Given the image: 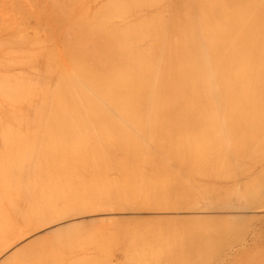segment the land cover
<instances>
[{"label":"rangeland","instance_id":"rangeland-1","mask_svg":"<svg viewBox=\"0 0 264 264\" xmlns=\"http://www.w3.org/2000/svg\"><path fill=\"white\" fill-rule=\"evenodd\" d=\"M92 1L93 0H75V1L74 0H70V1L69 0L67 1L66 0H0V172L2 171L1 173H4L3 176L0 173L1 174L0 176H2V178H0V187L1 185L3 186L6 185L5 189H3L4 188L3 186L1 187L2 190L0 189L2 191V192L0 191L1 192L0 193V196H1L0 198V220H1L0 222V264H264V113H262L264 112L263 111L264 110L263 109L264 108L263 107L264 98L263 99L260 98L259 103H257L260 105V102L262 101L263 103L262 111L260 112L259 110L261 107L260 108L256 107L259 109L257 110L254 109L255 111H253V114L256 111H258L256 112L258 113L257 116L260 115L258 118L256 117V115H254L256 117V118L254 117L255 119L253 118V116L250 115L251 111L249 112V110L248 111L246 110L247 112L245 111V114H244L245 118L243 117V115L239 116V114H241L239 113V111L238 112L236 111L237 113H235L234 112L235 110H233L234 114H232L233 112L230 111L231 110L230 107L228 109L229 112L227 111V114H226V112L223 111V109L225 110L224 107H226L227 105L226 106L222 105L223 102L220 101L222 99H217V97L216 99L214 98L213 105L211 103L212 100H208L209 103H211L209 104L210 107L214 106V104L217 103V105L215 104L214 107H211V112L208 111L210 110L209 109L210 107L207 108L208 106L207 100H202L204 104H205V101L207 103V106L206 104L205 105L202 104V107L204 105L207 109H204L205 111H199L195 109V111L197 112V115H196V112H193V115H192L191 113L192 111L187 112V113L184 112L186 114L189 113V115H185V114L183 115L182 113H181L182 115H180V113L176 114L173 112L172 113L167 112L164 115L163 114L160 115V114H150L149 112L148 113L149 116H146L148 115L147 114L148 111H146L145 114H143V112L140 114L138 112H137L138 114L135 112V115L133 114L134 116L125 115L124 117L123 115L120 116L119 114H116L113 111H110L108 114L107 113H103L102 115L99 114L98 115L99 117H97V115L85 114L84 118H87L85 122L89 121L90 123L89 125H91L88 127L86 123L87 128L84 126L87 129L86 130L84 128L86 130L85 136L90 137L89 134L91 131V134L94 137H96L95 135L99 137L100 135L99 132H101L102 135H104L103 133L106 134L108 132L109 137H110V133L112 131L114 134L111 133L113 135H111L112 138L110 139L114 140L115 136L116 137L119 136L118 138L115 137V139L121 140L124 137V140L128 141L125 143V141L122 140L124 144H127L128 146L130 144L129 147L128 146H124V147L126 149L135 150V152H137V155L124 156V152L121 149L116 148V150L113 149V155L111 154L112 156L110 155L105 156L103 153H100L99 149H98L99 153L96 154L97 152L95 151L99 147L97 145L96 146L91 145L87 147L89 153L87 151L83 152L84 150H87L86 147H83L85 148L82 151V153H85V154H82L83 158L81 157V153H80L81 152L80 150L82 148L78 150L80 151L79 156L82 159L80 157H77L76 160H72L70 158L72 156L74 157L76 155L78 156V154L76 155L73 154L69 156V154H72V153H68L69 150L71 151V149H69V146H71L70 143L74 142L75 140L77 142H80L78 139L79 136H83L84 139L86 140L85 136L81 135L83 134V131H85L82 128L83 126L79 125L81 129L78 126H76L81 131L77 129L76 127L70 128V126L73 125L74 117H71L73 113L69 114V110H67L69 109L68 107L69 105L65 101V94L63 93L64 89L62 88V84L65 83L66 82L65 79L68 78V77H64V73L66 72L65 70L66 69L68 70L69 66L72 64V61H71L70 65L67 68V65L71 59L69 56L70 54L69 53L70 52L69 51V48H70L69 41L71 40L73 36L72 34L73 32L71 33L72 31L71 29H74V28H70L69 26L71 25L70 20H75L76 19L75 17L78 16L77 20H75V21H78L79 18L82 19L81 13L84 12L82 14L84 15L87 12L86 15L90 13L89 14L90 17H88L89 15L86 17H88L90 20L92 19L93 21L94 18H96L95 16L96 15L98 16V14L102 12L103 7L105 6L107 7V4L111 5L112 4L111 2H113V0H110V1L109 0H103V1L94 0L93 2ZM99 1H101V3ZM117 1H114V2L117 3ZM119 1L121 3L126 2L127 5L129 4L127 6L126 3L125 5L121 4L120 2L117 3V5L120 4L119 8L122 5L120 10L122 9L127 10L125 12H129V15L127 14L128 15L127 16L124 11L123 13L122 11H120V13L118 12L120 14L119 16H118V13H116L118 18H113L116 16L113 13L112 14L113 17L109 18L108 21L110 22L111 21L110 19H113V22L114 21L115 22L114 23L112 22V23L116 25V28L121 25L120 26V28L122 27L121 30L125 28L123 24L121 23L125 24L126 21H129V23L127 22L128 24H125L126 26V25H129L131 21V24H130L131 26L129 25L127 26L128 28L127 27L126 28L128 30H131L132 27H133L132 30L135 28V30H133L134 31L133 33L134 34L137 33V36L139 35L138 36L139 39L136 40L135 38L136 42L138 41L140 42V47L141 45L142 46L145 44L148 45L149 46L148 49H150V45L152 44H150L151 41L150 43L149 42L147 43V41H149L150 37L152 36L154 37V35H157V34L159 35L160 33V32H155V30L157 31L156 27L158 26V23L159 25L161 24L163 25V26L161 25V28L163 27L162 29L159 26L160 30L158 29V31L162 30L161 33L162 34L165 33L162 39L166 38V40L165 41L162 40L161 42L162 44H160V45H164L163 42H167L169 38L167 36L171 37L176 32V30H173V29L172 30L174 33L172 32V30L170 31V27H169V26H173L175 23L174 21L175 18H173L174 16L178 14L177 17L179 16L181 19L184 18L182 20L186 22L189 20V17H190L191 21L189 20V22H191V25L193 26V23H194L195 26L196 25L198 26L200 23L196 24V22H199L197 21L196 18L199 19L200 17L199 12L202 11V9L204 8L202 6H201L202 8L197 6V8L199 9L197 8H195L196 10L193 9V7H196L197 5L194 2V0H187V2L184 3L186 4L187 7L185 8L184 7L185 5L182 4L178 9L173 7L171 0H168V1L167 0H164V1L156 0L157 2H159L158 4L153 3V0H148V3H150L149 5H151V3L153 4L151 5L152 7L148 5L147 0H142V1L139 0V2L141 1L140 5L137 0H126V1L119 0ZM143 1L146 3V4L144 3L145 5H142ZM166 2H167L168 7L166 6ZM160 3H162V5ZM257 3H258V0H257ZM131 4L133 5L131 6V8L133 7L134 11L130 10ZM50 5H53V6H50ZM55 5L56 7H54ZM97 5H100V7L101 6L102 7L100 8ZM117 5H115V7H117ZM146 5L149 6V9L146 8L147 7ZM257 5H259L258 7H260L259 3ZM257 5H255V7ZM49 7L52 12L50 11ZM60 7L62 9H60ZM106 7L104 9H106ZM205 7L210 8L208 4H206ZM255 7H254V4H253V7L251 5V9H252L251 11H254L253 8L255 9ZM209 8L208 9L206 8L207 11L212 10ZM158 9L159 10L161 9L160 10L161 13H159ZM181 9H183L182 10L183 13ZM187 10L189 11L188 13L190 14V16L188 15ZM203 11L205 10L203 9ZM221 11L227 13V11L223 9ZM156 12H158L159 15ZM195 12H197L196 13V15L198 14L197 16L195 15ZM213 12H214L213 14L216 15L215 11ZM91 13H92V16H93V13L94 14L97 13V14L93 16L94 18H92ZM131 13L133 17L130 16ZM133 13L136 14V16ZM152 13L154 14L156 13L155 15L157 16H154V14L151 15ZM167 13L169 14V16ZM173 13L176 15H174ZM61 14L65 15L67 18L65 19V17ZM78 14L80 15V17ZM139 14L140 15L145 14L143 15V17L145 16V18H142V16H140ZM160 14L162 15V17L160 16ZM181 14H184V15H181ZM185 14H187V16ZM221 14L224 17V14L223 13ZM252 14L254 16V13ZM50 15H52L51 19H50ZM121 15H122V18H121ZM170 15L171 16L173 15L172 16L173 20L171 19ZM249 15H251V12L249 13ZM262 16L261 18H258V19L263 18L261 20L263 21V23L257 18H255L256 23L254 22L253 19L251 21H248V24H251V26L253 25V30L251 29L252 27L250 26L251 27L250 30L252 33L251 35L254 36L255 33H257L258 30L256 29L257 27L260 26V24H263L261 26L264 27V16L263 17ZM138 17H140V19ZM150 17L154 18L155 22H154V19L152 18L150 19ZM158 17L159 19L160 18L162 19L161 22L159 21ZM225 17H227V14ZM250 17L254 18L252 16ZM168 18L174 21V23L171 21L173 25H170L172 23L170 22V19ZM122 19L123 21L124 20L126 21L123 22ZM136 19L137 20L139 19L138 21L140 23L141 21H143L141 23L142 25L136 24L137 22ZM66 20L69 23L66 22ZM118 20L120 22H117ZM182 20L178 21L179 24H182ZM109 22L107 23L109 24L108 26L110 27L113 24L110 22L112 24L110 25ZM189 22H187V24L190 25ZM107 23H106V26H107ZM132 23L136 24L134 26L139 25L137 27H139L140 29L137 30L136 29L137 27L132 26L133 25ZM155 23H157L156 26H155ZM183 23L185 24V22ZM165 24H166V27L164 29ZM115 25L113 26L115 27ZM140 25L143 29L140 27ZM241 26H242V23L240 24V27L239 26L238 27L241 29L242 28L244 29V26L246 25H244L243 27ZM67 27L69 28V30ZM198 27L200 28V25ZM198 27L196 28V30L199 29ZM146 28L148 31L146 30ZM229 28L230 27H228V29ZM239 28H235V30L237 29L239 31ZM128 30L125 29L124 30L125 33L123 32L121 35L122 36L125 35ZM142 30L144 32H142ZM237 30L234 33L238 32ZM117 31H119L118 33L120 35L121 31L120 30H117ZM168 31L172 32L170 33L171 35L170 34L167 35ZM261 31L264 32L263 30ZM140 32L142 34H140ZM151 32H154L153 35L150 34ZM177 32L175 33V36ZM207 32L209 33L210 30ZM211 32L214 33L213 31ZM262 32L260 33L262 34ZM130 33L131 35H133L132 31ZM130 33L128 31L126 35ZM143 33H145L147 36L149 34V37H147ZM187 33L189 32L187 31L185 33L187 36L186 38L188 37L190 38V35L189 34L187 35ZM229 33L232 34L230 31ZM260 33L258 32V34L256 35H260ZM199 34H201L200 30H199ZM241 34H244V33H241ZM248 34L250 33H247V35ZM140 35L141 36L143 35L144 38L141 37ZM175 36L174 37L172 36L173 41L175 40ZM132 37H134V35ZM247 37L248 36H245V39ZM141 39H143L142 42H141ZM133 40H130V41H133ZM152 40H154V38ZM173 41L170 40L169 42H173ZM134 42L133 43L131 42V43L134 44ZM138 43H135V45L139 46ZM88 46L89 48L91 47V45H88ZM148 46H145L146 48L145 47H142V48L147 49ZM59 47L62 49H60ZM133 48L136 49L135 46ZM230 48L233 49L232 47ZM56 49H58L59 51ZM236 49L240 50L239 47ZM137 51L139 50L137 49L136 52ZM58 52H60L61 54L62 53L64 54L61 55ZM157 53L160 54L161 51L160 53L159 51L156 52V57H158ZM50 54H51V57H50ZM66 54H68V57ZM52 55H54L55 57H53ZM66 57L68 59L70 58L68 63L65 60L67 59ZM161 57H158V59H160ZM49 60L50 62H48ZM52 62L55 63V65L57 63L58 68H59L58 66L59 63L61 66L63 63L62 69L59 68L60 70H62V71L59 70L60 75L62 74L61 76H59L58 68L55 69L54 67H52V66H55V65H52ZM236 64H233L234 66L233 65L230 66V69H228V71H231V72H229V74H232V71H234L233 69H235L236 67H239L238 66L239 64L238 65ZM156 65H157V62H156ZM48 67H51V68L49 69ZM260 67L261 66H259L258 68L261 69L262 67L261 68ZM254 68L255 66L253 67V69L251 68L252 71H250V73L252 72L253 74V71L256 70ZM51 69L53 70L52 73L50 71ZM70 69L71 68H69V72H68L69 75L71 73ZM236 69L235 71H238V69L240 70V68H236ZM210 70L213 71L214 69L213 70L209 69L208 72H211ZM56 71H57V74L55 73ZM65 74H66L65 76H69L67 72ZM246 74H249V73L247 72ZM251 76L252 75H248L247 76L248 78L246 77V81H247V82L245 81L246 83L237 82L236 84L239 87L235 84V86L237 87V89L236 88L235 89L238 90V88L242 87L244 84H246L245 86L246 88L248 87L250 89L251 87V91H252V88L254 87V86L252 87L251 84H254V85L257 84L255 88L257 87L259 89L258 86H261L263 89L264 82L261 83L259 80V82L257 83L255 82L256 83L255 84L252 82V79L254 78V76H252V79H249L251 78ZM56 80L58 82H56L55 85L57 83L58 84L54 86V82ZM261 80L264 81V79H261ZM248 82H250V84ZM210 83L212 84L211 81ZM258 83L259 84L261 83V85H258ZM31 84L32 86H30ZM41 85H42V91H40ZM58 85H60L59 89L56 88L55 90V87H58ZM212 85H209L210 88L213 87L215 90L216 85L214 86ZM231 85L234 86V84H230V86ZM232 86H231V89H232ZM261 87L259 91L263 92L264 89L262 90ZM39 88L40 90H38ZM57 89H58V92H60L62 95V99L60 100L61 102L59 101V97L61 95L58 97L55 96L56 98L55 97L53 98L52 96L57 93ZM243 89H241L240 92L238 91L239 92V94H237L238 96L242 94L241 92L244 91ZM33 92H35L37 96H35ZM32 93L34 94V96ZM248 93H249L248 97H250L249 96L251 93L250 90ZM42 94H44V96ZM259 94H262V93H258V95ZM242 96H239V97H242ZM42 97H44L43 100L46 98L47 99L44 101L43 100L41 101V99L39 98H42ZM251 97H253V95ZM258 97L259 96L256 97V102L258 101L257 100ZM262 97H264V94ZM227 98L228 97H226L225 99ZM242 98H241V103L244 101L242 100ZM55 99L57 103H60V105H62L61 103H63L62 106H65L64 108H66V110L63 107L59 108L58 110H64V112L67 111L65 115L69 114L71 116H65L63 111L61 112L57 111V113H60V114L58 117H55L54 115H58V114H56V111H54V109L52 111L50 109V114H49L48 108H52L51 105L53 104ZM237 99L236 101L234 99H230V101H227V102H229L232 106L231 100H233L232 102L239 103L237 102ZM249 99L247 98V100ZM38 100H40V102L42 103V104L40 103L41 107L39 106V103H37ZM33 101L35 102L36 105L33 104L34 103ZM57 103L54 106L59 107L60 105L58 106ZM201 103L199 102L200 106H201ZM229 103L228 105L230 106ZM37 104H38V107H40L41 111L43 107H45V111L43 110L44 112L42 111L41 113L39 112L40 111L39 110L38 111L39 113H37L36 112V110L38 109V107H36ZM237 105L235 104L234 106H237ZM240 105L238 107L242 109ZM46 106H48V108H46ZM213 109L214 110L216 109L215 112H213L214 111ZM45 112H46V115H45ZM52 112L53 114L55 113L53 115L55 119L52 118L51 116ZM198 112L201 115H199ZM34 113H36L37 116L40 115L41 113L42 118H41V115L40 117L39 116L37 117L36 114ZM61 113L63 116H61ZM203 113H205L206 115ZM211 113H213L214 115ZM228 113H231V114H228ZM21 115L23 116L22 118H21ZM26 115L28 117H26ZM75 115H77V117L75 116L77 121L79 119H80V122L85 120L83 118L84 116L83 114H80V115L75 114ZM50 116L53 120L50 118ZM92 116H95V117H92ZM128 116L129 117L131 116L132 118H129ZM135 116L136 118L133 121V118ZM160 116H162L161 117L162 120L165 121L163 124L161 120L160 122L158 120V119H161ZM80 117L83 118V120ZM102 117L104 118L105 121L106 119L107 121L109 120L108 122L106 121L107 123L106 127L109 128L110 125L108 123H110L111 129H105L106 127L103 126L105 125V123L103 122ZM152 117H155L154 120ZM227 117L228 118L230 117V119L227 120L228 119ZM241 117L242 119L244 118V120L246 121L241 120ZM33 118L35 119V121ZM39 118L41 119V121ZM57 118H61L62 120L61 119L57 120ZM137 118L139 122H142V120L144 119L145 121L144 120L143 121L145 122V124L147 122L148 123L150 122V118H152V121L158 120V122L160 123L158 126L161 128V129L158 128V130L160 132L162 131L160 134L163 137V141L164 140L167 141L169 138L170 141H168L169 143L166 142V144L168 143V145H171V146L173 145L172 144L173 142L174 145L178 147L176 143L179 140L181 141V145H182L183 144L182 142H188L189 140L194 139V137L197 140L200 139L199 141L202 140L201 142L205 146V144L206 145L208 144L205 143L204 139H206V141H209V139L212 138L210 142L214 140V144H212L211 146L213 147L216 146L213 148V151L212 149L211 150L209 149L210 152H212L211 155L213 158L209 154L201 153V156L197 157L196 155V158L194 159L195 155L194 156L192 155L193 152H190V151H187V152L184 151L185 153L180 152L181 150L179 149L180 150L179 151L178 148L177 147L175 148V146L173 145V149H174L173 154L179 155L181 159L180 160H175L173 158L169 159L170 157L166 156L167 154L165 155V153H167L165 152L167 151L166 147L161 150L157 148L156 149L153 148L150 142L148 143V141L147 142L145 141L146 137L144 138L143 134L140 135V132H138L139 134H137V130L133 129L132 123L129 124L128 119H130V121H133L134 123H137ZM36 119L37 120L39 119L38 120L39 122H37ZM96 119H97L96 122H98L99 124H101L100 122L104 124L98 126V123L95 122ZM60 120L63 124L60 123ZM92 120L94 121V125H93ZM111 120L113 122L119 121L117 122L118 124L114 122L118 126L117 125L114 126L111 123L112 122ZM239 120H241V122ZM22 121H23V124H22ZM50 121L52 125L49 124ZM77 121H74V122L76 123ZM260 121L262 123H260ZM44 122L49 124V126L47 124L45 125ZM70 122H72V124ZM168 122L170 123L168 124ZM257 122L260 124H258ZM119 123L122 125L124 124L123 125L124 127H121L122 125L119 126ZM171 123L173 124L175 123V125L173 124L171 125L174 129L170 126ZM60 124L62 125L60 126ZM229 124L231 126L233 124L235 128L231 127ZM235 124H237V126H235ZM25 125L26 126L28 125V126L26 127ZM34 125L37 131L33 129ZM68 125L69 127L67 128ZM75 125H78V123ZM112 125L114 129L112 128ZM175 126L177 128H175ZM61 127L62 128L64 127V128L62 129ZM93 127L95 129V132H93L94 131ZM95 127H97V129H99L100 131L99 132L98 130L96 131ZM98 127H101V129H103L104 132H102L101 129ZM239 127L240 128L242 127V128L240 129ZM37 128H40V129H37ZM75 128L79 130L81 134L78 131L74 132L76 130ZM91 128L93 129V131L91 130ZM28 129H30V131ZM61 129L63 131L66 129V131L62 132ZM67 129H69V131ZM123 129L127 132L128 131L130 132V130L133 129L131 133H134V134L132 135L130 133L132 136L129 137L130 134L128 135L127 132H123ZM231 129L232 131L230 132L229 130ZM158 130L156 132H158ZM43 131L44 133L46 132L47 133L44 135ZM58 131H60V133ZM48 132H51V133H48ZM34 133H35V136H34ZM76 133L77 134L79 133L80 135L78 134L74 138V135ZM108 133L106 134L107 136H108ZM48 134L52 135L51 138ZM64 134L66 135L74 134V135H70L71 137L69 135H67L68 137L67 136L64 137L63 136ZM43 135L46 137H44ZM54 135L55 137L58 136L57 138H59V140L56 138V141H55ZM60 135H62L64 139L61 138ZM134 135L136 138L134 137ZM127 136L128 138H126ZM213 136H215L216 138L214 137L215 139H213ZM83 137H80L81 141L83 140ZM138 137H140V140ZM43 138H44V142H45V139L48 142L45 144H49L50 146L51 144H54L56 146V143H59L58 146L61 145L60 150L63 149L65 151L66 149L67 151H65L64 154L62 155L63 151L60 153V151L57 150L58 154L55 155L56 151L55 153L54 151L46 152V151H43L42 149L39 151L38 150L39 148H38L36 149L37 150L36 154H34L35 152L33 153L34 150H32V153H33L32 154L30 148L35 149V147L37 148L39 144L44 143L42 142ZM65 138L67 140H65ZM68 138L71 140H69ZM131 138L133 140H130ZM220 138H222L221 141H220ZM27 139L29 140L27 141ZM49 139L51 140V144L49 143ZM72 139L74 141H72ZM60 141L62 142L61 144H60ZM64 141L65 142L67 141L65 146H64ZM141 141L142 142L145 141V142L142 143ZM180 141L178 143H180ZM219 141L220 143L221 142L222 143L220 144ZM229 141L231 145L238 141L239 142L241 141L242 143L239 144L238 142L237 149L234 148L236 146L235 144L233 148L236 149V151L232 152L231 150L233 148L230 147ZM36 142H39V143H36ZM246 142H247V145H245ZM145 143L149 144V146L145 145ZM124 144L122 143V146ZM133 144H135V146H132ZM88 145H89V142H88ZM42 146L48 147V145H44V144L40 145V147ZM50 146H49V150H51ZM146 146L151 148L150 151L153 150V152H155L153 157H150L148 154H146L147 153ZM21 147L23 148L22 149L23 153H20ZM206 148L205 150L207 152L208 148L207 149ZM27 149L28 151L26 152ZM72 149H75V148L72 147ZM76 150L74 151L78 153V151ZM40 152L43 154L42 155L40 154L39 156H37ZM26 153L28 154L26 155ZM21 154L23 155L24 158L21 156ZM15 155L20 158L18 157L16 158ZM164 155L165 157L162 159ZM26 156L27 157L30 156L27 158L28 159L27 161L25 160ZM32 156H33V159L31 158ZM102 156L104 158H102ZM115 156L119 157L120 161ZM38 157L40 159V163L42 166H43L42 160L44 159V163L46 165V169H45L46 172H44L45 174L41 173L44 171V169L43 171L40 170L41 171L40 173L38 170H37L38 173L35 170L36 175L34 174L32 175V172L34 170L32 171L30 169H32L33 164L37 162L36 158ZM166 157H169V158H166ZM15 159L16 160L18 159V162ZM24 160L28 163H26ZM14 162L18 166H20L22 163L24 165L23 166L24 169L22 168L21 170L20 168L17 170L16 168H19V167H17L14 164ZM31 162L33 163L32 165H30ZM12 163L14 166H16V168H14V166L11 165ZM24 163H26L27 165ZM7 164L9 167L7 166ZM27 166H28V169H27ZM42 166H41V169L44 167ZM54 166H56L57 169H55L56 167ZM248 166L250 168H248ZM5 167L7 170H9V172L5 169ZM4 169L6 170L7 174L4 172ZM25 169H26V173L23 171ZM19 170L22 171V172L20 171L22 174L25 173L29 175V177L27 175L26 176L23 175L22 177ZM30 173H31V177H30ZM12 174L15 176H13ZM5 175H7L6 178L9 175V179L11 178L10 181L14 183L8 181V178L6 180V183H2L1 180L3 179V177H5ZM16 175H18L17 179H16L17 177ZM41 175L43 176L40 177ZM47 175H49V177ZM57 175L59 177V179H57V186L55 185L56 187L49 194V190H50L49 187H51L54 183H56L55 178ZM33 176H36V177L33 178ZM46 176H47V179H46ZM20 179H22V181ZM48 179H50L51 182L48 181L46 183L45 181H47ZM4 180L5 179H3V181ZM24 181L25 183L28 182V184L26 185ZM36 181L37 183H40V184L38 185ZM9 183H11V185ZM43 183L44 185L48 183L50 184L48 185L49 187L45 185V187H48L49 189L48 192H45V191L39 192L42 189L47 190V188L45 187L42 188ZM32 184L33 186L35 184L36 186V187L34 186L35 189H32L33 186L29 187V185H32ZM103 184L104 186H102ZM22 185H24L25 187H23ZM60 187L61 188L63 187V190L65 189L64 191L66 193L63 192V190ZM102 187H105V189H103ZM59 188L61 192L59 191ZM66 188L70 189L68 190L70 194L67 192ZM94 188L96 189L98 188L99 190L98 189L96 190ZM101 189L102 191L104 190L103 191L104 193L106 192L105 197ZM108 189H110L109 192H108ZM116 190L118 191L116 192ZM129 190H131V192ZM62 192L63 194H61ZM98 192L100 193L102 192V193L100 194ZM32 194L35 197L32 196ZM46 194L47 196L49 195L50 197L49 196L47 197ZM59 194L61 195V197L58 196ZM43 195H45L48 198V202H46L47 199ZM54 195H57L58 197L56 196L54 198ZM39 199H40L41 204L39 203ZM43 201L46 202V204ZM64 202H66L67 206L65 205ZM32 204H35V206L37 205L35 209L33 208L34 206ZM64 207H67V208H64ZM71 208L74 210H72ZM55 211L57 212L55 213ZM28 243L30 245L27 248L26 246L28 245ZM25 244H26L25 246L26 248L22 249V246H24ZM160 244H162L163 246ZM17 248L21 249V251L19 250V252L14 253L17 250ZM129 255H131V257H129Z\"/></svg>","mask_w":264,"mask_h":264},{"label":"bare ground","instance_id":"bare-ground-1","mask_svg":"<svg viewBox=\"0 0 264 264\" xmlns=\"http://www.w3.org/2000/svg\"><path fill=\"white\" fill-rule=\"evenodd\" d=\"M67 1V0H66ZM70 1V0H69ZM75 1V0H74ZM94 1V0H93ZM92 1V2H93ZM103 1V0H102ZM110 1V0H109ZM114 1H117V0H113V2H111L110 4L111 5H108L107 4V7H106V9H104L105 7H103V9H102V12L100 13V14H98V16L96 15V14H94L93 13V16H95L96 18H94L93 16H92V13H91V17L92 18H94V20L92 21V19L90 20L88 17H90V13L88 14V15H86V13L84 14V15H82L83 13H81V16H82V19L81 18H79L80 19V21H79V19H78V21H75V20H77V17H75L74 19L75 20H70V18H69V20H70V24L71 25H69L70 26V28H74V29H71L72 31H71V33L73 34V36H72V38H71V40L69 41L70 43V48H69V56H70V61H69V59L67 58L68 57V54H66L67 55V59H65L66 61H67V63H68V61H69V63H68V65H67V63H66V65H67V68H68V66L70 65V63H71V61H72V66L70 65L69 66V68H71L70 69V75L68 74V72H69V68H68V70L66 69H64L66 72H67V74L69 75V76H65L66 74V72L64 73V77H68V78H64L65 80H66V82L65 83H63L62 84V88L64 89V94H65V101H66V103L69 105H67L68 107H69V109H67V110H69V114L70 113H73L72 114V116L71 115H65V113H67V111H65L64 112V110H58L59 108H64L65 106H62L63 105V103H61L62 105H60V103H57V101H56V99H55V101L53 102V100H52V102H53V106L51 105V107L52 108H48V106H46V108H48V110H49V114H50V109H51V111L54 109V111H56V114H58V115H54L53 114V112H52V114H51V116H52V118H54L53 117V115L55 116V117H58L59 116V114L60 113H57V111L59 112H61V111H63L64 112V115L65 116H71V117H74V121H77L76 120V117H77V115H75V114H83L84 116H83V118L85 117V114H90V115H97V117H99L98 115L100 114V115H102L103 113H109L110 111H113V112H115L116 114H119L120 116L121 115H123V117L125 116V115H135V112L137 113H142L143 112V114H145L146 113V111H148L147 112V114L150 112V114H166L167 112H173V113H180V115H189V113L188 114H186L187 112H190V111H192L191 113H192V115H193V112H196L195 111V109H197V110H199V111H205L204 109H207V108H209L210 106H209V104H211L212 103V105H213V100H214V98L216 99V97H217V99H222V100H220L221 102H223V104L222 105H227L226 107H224L225 108V110L223 109V111H225L226 112V114H227V111H228V109H229V107L231 108V112H233V110H235L234 112L235 113H237L238 111H239V113H241V114H239V116H241V115H243V117L245 116L244 114H245V111L247 110H249V112L251 111V113H250V115L251 116H253V118L255 117L254 115H256V117L258 118L259 116H257V114L258 113H256V112H258V111H256L254 114H253V111H255V110H257V109H259L260 107V112L262 111V106H263V103H262V99L264 98V97H262L263 96V94H264V91L263 92H260L259 90H260V87L261 86H258L259 87V89L256 87L255 88V86H257V82H259V80H260V82L262 83V82H264V81H262L261 79H264L263 77V75H264V32H262L261 30H263L264 31V27L263 26H261V25H263V24H260V26L259 27H257V29L256 30H258L257 31V33H255V35L253 36V35H251L252 33H251V30H250V28L253 30V25L251 26V24H248V21H251L252 19L254 20V22L256 23V19L255 18H261V16L263 15L264 16V0H258V3L260 4V7H258L259 5H257L258 3H257V0H194V2L197 4L196 5V7H193V9H195V8H197V6L198 7H200V8H202V7H204L203 9L205 10V11H203V9H202V11H200L199 12V19L198 18H196L197 19V21H199V22H196V24H199L200 25V28L196 25L195 26V24L193 23V26L191 25V22H189V20H190V14L188 13L189 11L187 10V13H188V17H189V20H188V18H187V22H189L190 23V25L189 24H187V22L186 21H184V20H182V19H184V18H180L179 16V18L177 17V15L176 14H174V15H176V16H174L173 18H175V23H174V21H172L173 20V18H172V16H171V19L170 18H168V19H170V22L172 21L173 23H174V25H173V23L172 24H170V25H173V26H169L170 27V31L173 29V30H176V32L177 31H179V32H177V34H176V36H175V33L173 32V30H172V32L174 33L172 36L174 37L175 36V40L173 41L172 39H173V37L171 38L170 36H167V37H169L168 38V40H167V42H163V44L164 45H160V44H162L161 42H162V40H166V38L164 39H162V37H163V35L165 34L164 32V34H162L161 33V31H158V29L160 30V28H161V25H159V23H158V26L156 27V29H157V31L155 30V28H154V30H155V32H160L159 33V35L157 36V35H154V40H152L153 38L152 37H150V39H149V41H147V40H145V41H147V43L149 42L150 43V41H151V43L150 44H152V45H150V49H148L149 48V46L148 45H141V47H140V42L138 43V42H136V40L137 39H139L138 38V36H137V33H133L134 31L133 30H135V28L132 30V28H131V30H128L127 28V26H129L130 24H131V21H130V24L129 25H126L125 26V24H128L129 23V21H126V20H124L123 21V19H122V21L123 22H125L126 21V23L124 24V23H121V24H123V26L125 27H123L124 29H122L121 30V28H120V26H118L117 28H116V25L115 24H113L114 22H113V19H110L111 21V23L113 24V25H115V27L108 21V19L109 18H112L113 16H112V14L114 13V15H116L115 17H113V18H118V16L120 15L119 13H120V11H122V13H123V11L125 12V11H127V10H120V8H121V6H120V8H119V5H117V3H119L120 1L118 0L117 1V3L116 2H114ZM121 1H126V0H121ZM138 2H139V0H137ZM136 1V2H137ZM142 1V0H141ZM140 1V2H141ZM162 1V0H161ZM164 1V0H163ZM168 1V0H167ZM62 2H64V1H62ZM91 2V3H92ZM100 3H101V1H99ZM135 2V3H136ZM140 2H139V5H140ZM171 2H172V4H173V7H175L176 9H178L182 4H184V3H186L187 2V0H171ZM193 2V1H192ZM60 3V2H59ZM67 3V2H66ZM107 3H109V2H107ZM115 3V4H114ZM121 3V2H120ZM126 3V2H125ZM125 3H121V4H123V5H125ZM134 3V4H135ZM143 4L142 5H145L146 3L143 1L142 2ZM145 3V4H144ZM147 3H148V0H147ZM153 3H159V2H157L156 0H155V2H154V0H153ZM257 3V4H256ZM65 4V3H64ZM90 4V3H89ZM99 4V3H98ZM106 4V3H105ZM132 4H133V2H132ZM130 5V10H133V7L131 8V6H133V5ZM150 3H148V5H149ZM161 5H162V3H160ZM163 4H165V3H163ZM171 4V3H170ZM206 4H208L209 6H210V8L209 7H205V5ZM253 4H254V7H255V5H257L256 7H255V9L253 8V10L254 11H251L252 9H251V5H252V7H253ZM54 5V4H53ZM53 5H50V6H53ZM67 5V4H66ZM65 5V6H66ZM84 5V4H83ZM101 5V4H100ZM100 5H97L98 7H100ZM115 5H117V7H115ZM126 5H127V3H126ZM129 5V4H128ZM127 5V6H128ZM141 5V6H142ZM151 5H153L152 3H151ZM151 5H149V6H151ZM160 5V6H161ZM185 5V6H184ZM183 6L186 8L187 6H186V4H184ZM193 5H195V4H193ZM126 6V7H127ZM135 6V5H134ZM136 6H138V5H136ZM147 6V5H146ZM149 6H147L146 8H148L149 9ZM156 6V5H155ZM165 6V5H164ZM166 6H167V2H166ZM189 6V5H188ZM202 6V7H201ZM54 7H56V5L54 6ZM67 7V6H66ZM80 7V6H79ZM86 7H88V6H86ZM102 7V6H101ZM100 7V8H101ZM152 7V6H151ZM150 7V8H151ZM168 7V6H167ZM52 8V7H51ZM77 8V7H76ZM85 8V7H84ZM123 8V7H122ZM124 8H125V6H124ZM135 8V7H134ZM137 8V7H136ZM145 8V7H144ZM185 8H184V10H185ZM209 8V9H212L213 11H215V13H216V15L215 14H213L214 12L212 11V10H209L210 11V13H209V11H207V9ZM49 9H50V7H49ZM59 9V8H58ZM60 9H62L61 7H60ZM64 9V8H63ZM68 9V8H67ZM70 9V8H69ZM139 9H141V8H139ZM164 9H165V7H164ZM188 9V8H187ZM190 9V8H189ZM197 9H199V8H197ZM223 9V10H225V11H227V13L226 12H223V11H221V10ZM87 10H88V8H87ZM87 10H85V11H87ZM91 10H92V8H91ZM91 10H90V12H91ZM105 10V11H104ZM159 10V9H158ZM161 10V9H160ZM160 10H159V13H161L160 12ZM183 9H181V11H182ZM196 10V9H195ZM194 10V11H195ZM217 10V11H216ZM219 10H220V12H219ZM49 11V10H48ZM50 11H51V9H50ZM72 11V10H71ZM74 11H76V10H74ZM73 11V12H74ZM98 11V10H97ZM128 11H129V9H128ZM134 11V10H133ZM138 11V10H137ZM142 11V10H141ZM141 11H140V13H141ZM157 11V10H156ZM165 11V10H164ZM163 11V12H164ZM177 11V10H176ZM175 11V12H176ZM52 12V11H51ZM92 12H94V11H92ZM119 12V13H118ZM136 12V11H135ZM154 12H155V10H154ZM166 12V11H165ZM186 12V11H185ZM184 12V13H185ZM251 12V15H249V13ZM50 13V12H49ZM56 13H58V12H56ZM61 13H62V11H61ZM75 13V12H74ZM78 13V12H77ZM76 13V14H77ZM116 13H118V16H117V14ZM121 13V14H122ZM156 13H158V12H156ZM155 13V14H156ZM159 13H158V15H159ZM170 13V12H169ZM182 13H183V11H182ZM196 13L197 12H195V15H196ZM221 13H226L227 14V17H225L226 16V14H224V17H223V15L221 14ZM252 13H254V16H253V14ZM125 14L127 15H129V12H125ZM124 14V15H125ZM134 14V13H133ZM154 13H152L151 15H153ZM154 14V16H157V15H155ZM168 14V13H167ZM219 16H218V15ZM61 15H63V14H61ZM68 15V14H67ZM71 15V14H70ZM79 15V14H78ZM123 15V16H124ZM127 15V16H128ZM135 16H136V14H134ZM140 15V14H139ZM143 15H145V14H143ZM143 15H140V16H142V18H145V16L143 17ZM181 15H184V14H181ZM186 16H187V14H185ZM193 15V14H192ZM198 15V14H197ZM196 15V16H197ZM222 15V16H221ZM48 16H49V14H48ZM52 15H50V19L52 18L51 17ZM55 16V15H54ZM64 17H65V19L67 18L65 15H63ZM69 16V15H68ZM74 16V15H73ZM86 16H88V17H86ZM111 16V17H110ZM131 17H133L132 16V13H131V15H130ZM148 16V15H147ZM153 16V17H154ZM160 16L162 17V15L160 14ZM167 16V15H166ZM168 16H169V14H168ZM167 16V17H168ZM214 16V17H213ZM217 16V17H216ZM250 16H252V17H254V18H251ZM262 16V17H263ZM57 17V16H56ZM79 17H80V15H79ZM149 17V16H148ZM147 17V18H148ZM89 20H88V19ZM121 18H122V15H121ZM120 18V19H121ZM128 18H130V17H128ZM137 18V17H136ZM139 19H140V17H138ZM152 17H150V19H151ZM119 19V20H120ZM126 19H127V17H126ZM138 19V20H139ZM152 19H154V18H152ZM158 19H159V17H158ZM263 19V18H262ZM262 19H258V20H262ZM54 20V19H53ZM117 20V19H116ZM117 21V22H120V21ZM130 20V19H129ZM137 20V19H136ZM137 20V22H136V24H141L143 21H141V23L139 22ZM144 20V19H143ZM157 20V19H156ZM180 20H182V24H179V22L178 21H180ZM194 20V19H193ZM55 21V20H54ZM133 21V20H132ZM135 21V20H134ZM150 21V20H149ZM159 21L161 22L162 21V19L160 18L159 19ZM166 21H167V19H166ZM165 21V22H166ZM191 21V20H190ZM259 21V22H260ZM50 22V21H49ZM66 22H68L67 20H66ZM107 22H109L110 23V25H112V26H108L109 24L107 23ZM128 22V23H127ZM139 22V23H138ZM145 22V21H144ZM152 22V21H151ZM154 22H155V19H154ZM177 22H178V24H177ZM183 22H185V24L183 23ZM253 22V23H254ZM262 23H263V21H261ZM260 22V23H261ZM51 23V22H50ZM52 23H53V21H52ZM69 23V22H68ZM67 23V24H68ZM106 23H107V26H106ZM147 23V22H146ZM164 23V22H163ZM181 23V22H180ZM236 23H238V24H236ZM242 23V26L241 27H243L244 25H246V26H244V29L242 28H239L240 27V24ZM133 25L132 26H134V25H136L135 23H132ZM150 24V23H149ZM156 24L157 23H155V26H156ZM234 24V25H233ZM244 24V25H243ZM258 24V23H257ZM256 24V25H257ZM118 25V24H117ZM142 25V24H141ZM141 25H140V27H141ZM144 25V24H143ZM255 25V26H256ZM131 26V25H130ZM137 26H139V25H137ZM137 26H134V27H137ZM145 26H146V24H145ZM149 26V25H148ZM153 26V25H152ZM159 26H160V28H159ZM163 26V25H162ZM232 27L230 30L228 29V27ZM235 26V27H234ZM239 26V27H238ZM251 26V27H250ZM127 27V28H126ZM154 27V26H153ZM165 27H166V24H165V26H164V29H165ZM199 28V29H197L196 30V28ZM234 27V28H233ZM248 27V28H247ZM68 28V27H67ZM113 28V29H112ZM115 28H116V30H115ZM119 28V29H118ZM142 28V27H141ZM148 28V27H147ZM147 28H146V30H147ZM150 28V27H149ZM163 28V27H162ZM161 28V29H162ZM235 28H239V31L238 32H236V33H234L236 30H235ZM128 30L129 31V33L132 31V34L134 35V37H132L133 35H131V33L130 34H128V35H126L127 33H128V31H127V33L125 34V35H121L123 32H124V30ZM137 30L138 29H140L139 27H137L136 28ZM143 29V28H142ZM215 31H214V30ZM216 29H218V30H216ZM241 29V30H240ZM68 30H69V28H68ZM117 30H120L121 32H120V35H119V31H117ZM136 30V31H137ZM154 30H152V31H154ZM168 30H169V28H168ZM199 30H200V33L202 34H199ZM202 30V31H201ZM210 30V32L211 31H213L214 33H208L207 31H209ZM66 31V30H65ZM135 31V32H136ZM148 31V30H147ZM189 32V33H187V35L189 34L190 35V38L188 39V38H186L187 36H186V32ZM229 31L232 33V34H230L229 33ZM233 31V32H232ZM249 31V32H248ZM75 32V33H74ZM142 32H144L143 30H142ZM172 32H169L168 31V34L167 35H169L170 33H172ZM185 32V33H184ZM244 33V34H241V33ZM258 32L260 33V32H262V34L260 33V35H256V34H258ZM125 33V32H124ZM147 33V32H146ZM153 33L154 32H151L150 34L151 35H153ZM179 33V34H178ZM240 33V34H239ZM247 33H250V34H248L247 35ZM67 34V33H66ZM140 34H142L141 32H140ZM143 34H145V33H143ZM146 35V34H145ZM144 35V36H145ZM171 35V34H170ZM201 35V36H200ZM69 36V35H68ZM141 36V35H140ZM147 36V35H146ZM145 36V37H146ZM245 36H248L246 39H245ZM251 36V37H250ZM141 37H143V35L141 36ZM147 37H149V34H148V36ZM146 37V38H147ZM156 37V38H155ZM128 38V39H127ZM135 38H136V40H135ZM144 38V37H143ZM152 38V39H151ZM64 39V38H63ZM66 39V38H65ZM135 40V42H134V40ZM204 41H202V40ZM130 40H133V41H130ZM142 40L143 39H141V42H142ZM173 41V42H169V41ZM254 40V41H253ZM258 40H259V42H258ZM67 41V40H66ZM154 41V42H153ZM203 42V44H202V42ZM134 42V44H132V43ZM135 43H138L139 44V46L138 45H135ZM142 44V43H141ZM144 44V43H143ZM88 45H91V47L89 48V46ZM54 46V45H53ZM56 46V45H55ZM66 46V45H65ZM64 46V47H65ZM135 46V48L136 49H134L133 47ZM145 46H148L147 47V49H145L146 47ZM233 46H235V47H233ZM88 47V48H87ZM140 49H139V48ZM142 47H145V48H142ZM152 47V48H151ZM230 47H232L233 49H231ZM240 48V50L239 49H236V48ZM55 48V47H54ZM60 48V47H59ZM247 48H249V49H247ZM60 49H62V48H60ZM64 49H66V48H64ZM93 49V50H92ZM139 50V51H137L136 52V50ZM231 49V50H230ZM56 50H58V49H56ZM55 50V51H56ZM135 50V51H134ZM59 51V50H58ZM63 51V50H62ZM159 51V53H160V51H161V53L160 54H158V57H161L160 59H158V57H156V52H158ZM154 52H155V54H154ZM58 53H60V52H58ZM64 53H65V51H64ZM64 53H62V54H64ZM55 54H57V53H55ZM61 54V53H60ZM61 54V55H62ZM53 57H55L54 55H52ZM60 56V55H59ZM50 57H51V54H50ZM61 58V57H60ZM52 59V58H51ZM50 59V60H51ZM50 60L48 61V62H50ZM53 60V59H52ZM60 60V59H59ZM54 61V60H53ZM55 62V61H54ZM56 62H57V60H56ZM62 62V61H61ZM156 62H157V65H156ZM65 63V62H64ZM237 63V64H236ZM233 64H236V65H238L239 67H236V68H240V70L238 69V71H235V69H233L234 71H232V74H229V72H231V71H228V69H230V66L231 65H233ZM52 65H55V63H53L52 62ZM51 65V66H52ZM49 66V65H48ZM59 68L60 69H62V66H63V63H62V66L60 65V63H59ZM61 66V67H60ZM234 66V65H233ZM232 66V67H233ZM255 66V68L254 69H256L255 71H257V72H255V71H253V74H252V72L250 73V71H252V69H253V67ZM257 66V67H256ZM259 66H261L262 68H263V70H262V68L261 69H259L258 67ZM52 67H54L55 69L56 68H58L57 67V63H56V65L55 66H52ZM49 69L51 68V67H48ZM58 68V73L60 72V71H62V70H60ZM74 68V69H73ZM252 68V69H251ZM46 69V68H45ZM209 69H214L213 71H211V72H208L209 71ZM47 70V69H46ZM60 70V71H59ZM73 70V71H72ZM217 70V71H216ZM237 70V69H236ZM249 70V71H248ZM262 72H261V71ZM45 71V70H44ZM51 71V73H52V69L50 70ZM260 71V72H259ZM48 72V71H47ZM249 73V74H246V73ZM56 74H57V71L55 72ZM63 73V72H62ZM255 73V74H254ZM45 75V74H44ZM62 75V74H61ZM60 75V73H59V76H61ZM248 75H252V76H254V81H253V79H252V76H251V78H249V79H252V82L253 83H255L256 85H254V84H251L252 85V91H251V87H250V89L247 87H245L246 86V84H244L242 87L244 88H242V87H240L241 89H243L242 91L243 92H241L242 94L241 95H239V96H242V97H239L237 94H239V92H240V88H238V90H236L237 89V87L235 86V84L238 82H245L246 81V77L248 76ZM58 77V76H57ZM56 77V78H57ZM61 78V77H60ZM59 78V79H60ZM248 78V77H247ZM38 79V78H37ZM22 80V79H21ZM47 80V79H46ZM63 80V79H62ZM248 80V79H247ZM30 81V80H29ZM61 81V80H60ZM210 81L212 82V84L210 83ZM250 81V80H249ZM26 82V81H25ZM56 82H58L57 80L54 82V86H56L55 85V83ZM214 82V83H213ZM247 82V81H246ZM245 82V83H246ZM251 82V81H250ZM250 82H248L249 84H250ZM36 83V82H35ZM38 83V82H37ZM261 83L259 84L258 83V85H261ZM60 84V83H59ZM230 84H234V86H232V89H231V86H230ZM35 85V84H34ZM40 85V84H39ZM43 85V84H42ZM42 85L40 86V88H41V90H40V88L38 89V90H40V91H42ZM46 85V84H45ZM209 85H212V86H214V85H216L215 87V90H214V88L213 87H211L210 88V86ZM237 85V84H236ZM264 85V84H263ZM30 86H32V84L30 85ZM238 86V85H237ZM29 87V86H28ZM59 87H60V85H58V87H55V90H56V88H58L59 89ZM234 87V88H233ZM239 87V86H238ZM38 88V87H37ZM45 88V87H44ZM50 88V87H49ZM61 88V89H62ZM236 88V89H235ZM28 89V88H27ZM31 89V88H30ZM35 89V88H34ZM47 89H48V87H47ZM54 89V88H53ZM58 89H57V93L55 94V95H52L53 96V98L56 96V97H58V96H60L61 95V93L60 92H58ZM212 89V90H211ZM246 89V90H245ZM255 89V90H254ZM261 89H262V87H261ZM264 89V88H263ZM262 89V90H263ZM36 90V89H35ZM51 90V89H50ZM248 90V91H247ZM249 90H250V97H248V92H249ZM261 90V91H262ZM27 91V90H26ZM63 91V90H62ZM239 91V92H238ZM257 93H256V92ZM36 92V91H35ZM35 92H33L34 94H35ZM53 92H54V90H53ZM246 92H247V94H246ZM255 92V93H254ZM32 93V94H33ZM258 93H262V94H259L258 95ZM34 94H33V96H34ZM39 94H40V92H39ZM246 94V95H245ZM255 94H257V95H255ZM43 96H44V94H42ZM253 95V97H251ZM260 95H261V97H260ZM30 96V95H29ZM35 96H37L36 94H35ZM257 96H259L258 98H257V102H256V97ZM55 97V98H56ZM226 97H228L227 99H225ZM231 97V98H230ZM234 97V98H233ZM28 98V97H27ZM43 98L44 97H42V98H39V99H41V101L43 100ZM46 98V97H45ZM50 98H51V96H50ZM52 98V99H53ZM234 99L235 101H236V99H237V102H239V103H235V102H232L233 100H231V103H232V106H231V104L229 103V102H227V101H230V99ZM236 98V99H235ZM241 98H242V100H244L242 103H241ZM247 98L249 99V100H247ZM260 98H262L260 101V105L259 104H257V103H259V99ZM25 99V98H24ZM47 99V98H46ZM46 99H44V100H46ZM62 99V95L59 97V101ZM226 101H225V100ZM229 99V100H228ZM254 99V100H253ZM43 100V101H44ZM49 100V99H48ZM202 100H207V102H208V106H207V103H206V101H205V104H206V106H207V108L204 106L205 104H204V102H202ZM208 100H212L211 101V103H209V101ZM224 100V101H223ZM240 100V101H239ZM246 100H247V102H246ZM30 101V100H29ZM255 101V102H254ZM34 102V101H33ZM61 102V101H60ZM64 102V101H63ZM199 102L201 103V106L199 105ZM216 102V101H215ZM37 103H39V106L41 107V105H40V100H38L37 101ZM45 103H47V102H45ZM44 103V104H45ZM56 103H57V105L59 106V107H57V106H54V105H56ZM228 103L230 104V106L228 105ZM34 105H36L35 104V102L33 103ZM42 104V103H41ZM65 104V103H64ZM202 104H204L203 105V107H205V108H203L202 107ZM216 105H217V103H215ZM215 104H214V106H215ZM237 105V106H234V105ZM256 104V105H255ZM29 105H30V103H29ZM46 105V104H45ZM241 106L242 107V109L240 108V107H238V106ZM255 105V106H254ZM258 105V106H257ZM33 106V105H32ZM214 106H211V107H214ZM34 107V106H33ZM36 107H38V104H37V106ZM40 107H38V109L36 110V112L37 113H39V112H41L42 113V111L44 110L45 111V107H43V109H42V111L40 110ZM54 107V108H53ZM211 107L209 108L210 110H208V111H210L211 112ZM238 107V108H237ZM255 107V108H254ZM256 107H259V108H256ZM264 107V106H263ZM35 108V107H34ZM200 108V109H199ZM218 108H220V107H218ZM237 108V109H236ZM36 109V108H35ZM56 109V110H55ZM65 110H66V108H64ZM239 109H241V110H239ZM244 109V110H243ZM255 109V110H254ZM264 109V108H263ZM40 110V111H39ZM70 110H71V112H70ZM214 110V109H213ZM216 110V109H215ZM215 110L213 111V112H215ZM243 110V111H242ZM39 111V112H38ZM43 111V112H44ZM140 111V112H139ZM237 111V112H236ZM240 111H242V112H240ZM246 111V112H247ZM264 111V110H263ZM46 112H47V110H46ZM46 112H45V115H46ZM184 112H186V113H184ZM229 112V111H228ZM234 112L232 113V114H234ZM260 112H259V114H260ZM41 113H40V115H41ZM137 113V114H138ZM182 113V114H181ZM202 113V112H201ZM207 113V112H206ZM217 113V112H216ZM262 113H264V112H262ZM261 113V114H262ZM34 114H36V113H34ZM49 114H48V116H49ZM198 114L199 115H201L199 112H198ZM203 114H205V113H203ZM211 114H213V113H211ZM224 114V113H223ZM228 114H231V113H228ZM247 114V113H246ZM40 115H38L39 117H40ZM44 115V116H45ZM78 115V116H79ZM110 115V114H109ZM112 115V114H111ZM133 115V116H134ZM142 115V114H141ZM191 115V114H190ZM196 115H197V112H196ZM206 115V114H205ZM214 115V114H213ZM36 116H37V114H36ZM37 116V117H38ZM51 116H50V118H51ZM61 116H63L62 115V113H61ZM76 116V117H75ZM117 116V115H116ZM146 116H149V114L148 115H146ZM153 116V115H152ZM179 116V115H178ZM216 116V115H215ZM218 116V115H217ZM249 116V115H248ZM23 116L21 115V118H22ZM26 117H28L27 115H26ZM35 117V116H34ZM92 117H95V116H92ZM107 117V116H106ZM129 117V116H128ZM140 117V116H139ZM143 117V116H142ZM150 117H151V115H150ZM162 116H160V118H161ZM165 117V116H164ZM163 117V118H164ZM226 117V116H225ZM255 117V118H256ZM41 118H42V115H41ZM44 118H46V117H44ZM51 118V119H52ZM81 118V117H80ZM83 118H81L82 120H83ZM103 118V117H102ZM127 118V117H126ZM129 118H132L131 116L129 117ZM136 118V116L133 118V121H134V119ZM144 118V117H143ZM153 118V120H154V118L155 117H152ZM152 118H150V122L148 123H146L145 124V120L143 121L142 120V122H139L138 121V118H137V123H134L133 121H130V119H128V121H129V124H131L132 123V126H133V129H135V130H137V134H139L138 132H140V135H144V138L146 139L145 141L147 142L148 141V143L150 142V144H152V146H153V148H157V149H163V148H167V151H165V152H167V153H165V155L166 156H169V157H166V158H169V159H171V158H173V159H175V160H180L181 159V157L179 156V155H175V154H173L174 152V149H173V145H174V143L172 142V146L171 145H168V141H170L169 140V138H168V140L166 141V140H164L163 141V137L161 136V132L158 130V128H160L158 125L160 124L159 122H160V120L162 121V124L165 122V121H163L162 120V118L161 119H158L159 120V122H158V120L157 121H152ZM228 118V117H227ZM245 118V117H244ZM244 118L242 119V117H241V120H243V121H246V120H244ZM254 118V119H255ZM26 119V118H25ZM24 119V120H25ZM34 119V118H33ZM40 119V118H39ZM38 119V120H39ZM47 119H48V117H47ZM51 119H49V120H51ZM55 119V118H54ZM59 119H61V118H57V120H59ZM85 120L84 121H82V122H80V119L75 123L74 121H73V125H71L70 126V128L72 127H76V126H78L79 127V125L80 126H83L82 128H83V130H85L86 128H87V126H86V123H87V125H88V127L89 126H91V125H89L90 123H89V121L88 122H85L86 121V119L87 118H84ZM99 119H101V118H99ZM98 119V120H99ZM124 119V118H123ZM123 119H122V121H123ZM140 119V118H139ZM230 119V117L227 119V120H229ZM236 119H237V117H236ZM239 119H240V117H239ZM37 120V119H36ZM37 120V122H39ZM44 120V119H43ZM53 120V119H52ZM62 120V119H61ZM61 120H60V123H62L61 122ZM103 120V122L105 123V125H103L104 127H106L107 126V123H106V121H107V119H106V121L104 120V118L102 119ZM118 120V119H117ZM156 120V119H155ZM241 120H239L240 122H241ZM27 121V120H26ZM25 121V122H26ZM34 121H35V119H34ZM40 121H41V119H40ZM70 121H72V120H70ZM93 121V120H92ZM97 121V119L95 120V122ZM109 121V120H108ZM107 121V122H108ZM112 121V120H111ZM110 121V122H111ZM217 121H218V119H217ZM234 121V120H233ZM233 121H231V122H233ZM250 121V120H249ZM248 121V122H249ZM258 121V120H257ZM115 122V121H114ZM113 121L111 122L114 126H116L118 123L117 122H119V121H117V122H115V123H117V124H115ZM126 122V121H125ZM166 122H167V120H166ZM212 122V121H211ZM214 122V121H213ZM227 122V121H226ZM251 122H253V121H251ZM251 122H250V124H251ZM27 123V122H26ZM35 123V122H34ZM43 123V122H42ZM41 123V124H42ZM45 123V122H44ZM47 123H48V121H47ZM47 123H45V125L47 124ZM53 123H54V121H53ZM57 123V122H56ZM58 123H59V121H58ZM71 124H72V122H70ZM78 123V125H75V124H77ZM96 123H98V122H96ZM101 124H99L98 123V126H100V125H102V124H104V123H102V122H100ZM170 122H168V124H169ZM219 123V122H218ZM222 123V122H221ZM228 123H229V121H228ZM233 123H235V122H233ZM258 123V122H257ZM260 123H262L261 121H260ZM260 123H258V124H260ZM22 124H23V121H22ZM28 124V123H27ZM33 124V123H32ZM49 124L50 125H52V123H51V121L49 122ZM49 124H47L48 126H49ZM63 124V123H62ZM62 124H60V126L62 125ZM66 124H67V122H66ZM109 125V128L108 127H106L105 129H111L110 127H111V124L110 123H108ZM173 123H171L170 124V126L172 125ZM177 124H178V122H177ZM38 125H39V123H38ZM43 125V124H42ZM58 125V124H57ZM75 125V126H74ZM93 125H94V121H93ZM113 125H112V128H113ZM120 125H122V124H120L119 123V126ZM124 125V124H123ZM121 126V127H124V126ZM147 125V126H146ZM173 125H175V123L173 124ZM228 125V124H227ZM230 125V124H229ZM244 125V124H243ZM26 126V125H25ZM28 126V125H27ZM26 126V127H27ZM86 128H85V127ZM95 126H97V125H95ZM118 126V125H117ZM125 126H126V124H125ZM177 126V125H176ZM175 126V128H177ZM231 126V125H230ZM235 126H237V124H235ZM254 126V125H253ZM33 127V126H32ZM31 127V128H32ZM45 127V126H44ZM44 127H42V128H44ZM47 127V126H46ZM54 127H55V125H54ZM69 127V125L67 126V128ZM78 127H76L77 129H79ZM172 127V126H171ZM218 127V126H217ZM231 127H234L233 126V124H232V126ZM48 128V127H47ZM62 128V127H61ZM64 128V127H63ZM62 128V129H63ZM66 128V127H65ZM75 128V129H76ZM85 128V129H84ZM96 128V131L98 130V132L100 131L99 129H97V127H95ZM98 128H100L101 129V127H98ZM173 128V127H172ZM235 128V127H234ZM240 128V127H239ZM238 128V129H239ZM242 128V127H241ZM240 128V129H241ZM258 128V127H257ZM33 129H35V125H34V128ZM37 129H40V128H37ZM61 129V130H62ZM74 129V130H75ZM73 130L74 132H76V131H78V132H80L81 130V128L79 129V130ZM90 129V128H89ZM93 129H94V127H93ZM93 129L91 128V130L93 131ZM114 129V128H113ZM125 129V128H124ZM123 129V132H127V131H125ZM133 129L132 130H130V132L128 131L127 132V134L129 135L130 133H131V131H133ZM161 129V128H160ZM174 129V128H173ZM239 129V130H240ZM29 131H30V129H28ZM36 130V129H35ZM43 130V129H42ZM45 130V129H44ZM68 131H69V129H67ZM87 130V129H86ZM86 130L85 131H83V134H81V132H80V134L81 135H86ZM122 130V129H121ZM134 130V131H135ZM158 130V132H156ZM236 130V129H235ZM37 131V130H36ZM64 131H66V129L64 130ZM63 130H62V132H64ZM71 131V130H70ZM90 131V130H89ZM89 131H87V132H89ZM101 131L102 132H104V130L103 129H101ZM108 131V130H107ZM230 132L232 131V129L231 130H229ZM238 131V130H237ZM34 132V131H33ZM59 133H60V131H58ZM93 132H95V129H94V131ZM106 132V131H105ZM110 132V131H109ZM119 132H120V130H119ZM28 133V132H27ZM43 133H44V131H43ZM47 133V132H46ZM46 133H44V135L46 134ZM48 133H51V132H48ZM66 133V132H65ZM67 133H69V132H67ZM73 133V132H72ZM100 133V135H99V137H97V135H95L96 137H94V136H92V134H91V131H90V137H87V136H85V138H86V140L84 139V137L83 136H79V138H78V136H77V138L79 139V141L80 142H77L76 140V142L73 140L75 137H76V135H78L77 133L74 135V134H70V135H74V138L72 139V141H74V142H71L70 143V145L71 146H69V149H71V151L69 150V152L68 153H72V154H69V156L70 155H73V154H78V156L76 155L75 157L74 156H72V157H70L72 160H76V158L77 157H80L79 155V152L81 153V157L83 158V156H82V154H85V153H82V151H83V149H85V148H83V147H86V149H87V147H89V146H91V145H93V146H98L99 148H97L96 149V151L95 152H97L96 154H98L99 153V151H98V149L100 150V153H103L105 156H112L113 155V149H115L116 150V148H118V149H121L123 152H124V156H127V155H137V152H135V150H130V149H126L124 146H128L127 144H124V142L122 141V140H124V137H123V139H121V140H116L115 139V137H114V140L113 139H110V138H112L111 137V135H113L114 133L111 131V133H113V134H111L110 133V137H109V133H108V136L105 134V133H103L104 135H102L101 134V132H99ZM136 133V132H135ZM32 134V133H31ZM79 134V135H80ZM88 134V133H87ZM94 134V133H93ZM96 134V133H95ZM117 134V133H116ZM119 134V133H118ZM132 135L134 134V133H131ZM130 134V136L129 137H131L132 135ZM160 134V135H159ZM26 135V134H25ZM24 135V136H25ZM43 135V136H44ZM49 135V134H48ZM56 135H57V133H56ZM67 135H69V134H67ZM66 134H64L63 136L65 137V136H67ZM69 135V136H70ZM120 135V134H119ZM136 135V134H135ZM135 135H134V137H135ZM159 135V136H158ZM27 136V135H26ZM31 136V135H30ZM34 136H35V133H34ZM50 136V138H51V134L49 135ZM61 136V138H63L64 139V137H62V135H60ZM118 136V135H117ZM221 136V135H220ZM22 137V136H21ZM44 137H46V136H44ZM58 137V136H57ZM57 137H55V135H54V138H55V141H56V138ZM68 137V136H67ZM71 137V136H70ZM80 137H83V142L81 141V139H80ZM119 137V136H118ZM118 137H116V138H118ZM166 137V136H165ZM199 137V136H198ZM215 136H213V139H215L214 138ZM222 137V136H221ZM40 138V137H39ZM47 138H48V136H47ZM60 138V139H61ZM126 138H128V136L126 137ZM136 138V137H135ZM139 138V140H140V137H138ZM224 138V137H223ZM31 139V138H30ZM34 139V138H33ZM58 140H59V138H57ZM69 139V138H68ZM77 139V140H78ZM120 139V138H119ZM165 139V138H164ZM167 139V138H166ZM190 139V138H189ZM188 139V140H189ZM194 139H195V137H194ZM192 139V140H189L188 142H182L183 144L181 145V141H180V143H176L177 145H178V147L177 146H175V148L177 147L178 148V150L180 151V152H183V153H185V152H187V151H190V152H193L192 153V155L194 156V159L196 158V155H197V157L198 156H201V153H203V154H209L211 157H212V152H210V150L212 149V151H213V148L214 147H216V146H211L212 144H214V140H212L211 142H210V140L212 139H209V141H206V139H204V141H205V143H207L208 145H206L205 144V146H204V144L201 142V141H199V140H197V139ZM221 139L222 138H220V141H221ZM29 139H27V141H28ZM35 140V139H34ZM41 140V139H40ZM43 140V141H42ZM41 141L42 142H44V138L42 139ZM48 140V139H47ZM53 140V139H52ZM65 140H67L66 138H65ZM69 140H71V139H69ZM85 140V141H84ZM130 140H133L132 138L130 139ZM138 140V139H137ZM138 140V141H139ZM225 140V139H224ZM231 140V139H230ZM21 141V140H20ZM39 141V140H38ZM40 141V142H41ZM62 141V140H61ZM60 141V144L62 143ZM121 141H122V143L124 144L123 146H122V143H121ZM125 141V140H124ZM134 141H135V139H134ZM145 141H143V142H145ZM220 141H219V143H220ZM22 142V141H21ZM33 142V141H32ZM59 142V141H58ZM88 142H89V145H88ZM126 142H128V141H125V143ZM131 142H133V141H131ZM142 142V141H141ZM142 142V143H143ZM166 142H168L167 144H166ZM234 142V141H233ZM239 142V141H238ZM238 142H235V143H233L232 145H231V143H230V141H229V143H230V147H234L235 146V144H236V146L234 147V148H236L237 149V146H238ZM244 142V141H243ZM23 143V142H22ZM25 143V142H24ZM36 143H39V142H36ZM45 143H48L47 141H46V139H45V142L44 143H41V144H39L38 146H37V148L35 147V149L33 148H30L31 149V153H32V150H34L33 151V153L34 154H36V152H37V150L36 149H38L39 151L42 149L43 151H46V152H52V151H54V153H55V151H56V154L55 155H57L58 154V151H60V153L62 152V155L64 154V152L65 151H67L66 149H65V151L62 149V150H60V148H61V145L60 146H58L59 145V143H56V146L54 145V144H51V140L49 139V143L51 144V146L49 145V144H45ZM54 143V142H53ZM67 143V141L65 142L64 141V146H65V144ZM211 143V144H210ZM217 143V142H216ZM215 143V144H216ZM222 143V142H221ZM220 143V144H221ZM226 143V142H225ZM240 143H242L241 141L239 142V144ZM26 144V143H25ZM35 144V143H34ZM42 144H44V145H48V147L47 146H42V147H40V145H42ZM167 146H166V145ZM63 145V144H62ZM68 145H69V143H68ZM88 145V146H87ZM145 145H148L149 146V144H147V143H145ZM180 145V146H179ZM185 145V146H184ZM229 145V144H228ZM245 145H247V142H246V144ZM20 146V145H19ZM32 146H33V144H32ZM36 146V145H35ZM49 146L51 147V150H49ZM53 146H55V147H53ZM129 146H130V144H129ZM128 146V147H129ZM132 146H135V144H133ZM142 146H143V144H142ZM148 146H146L147 148V153L146 154H148L150 157H153V155H154V153L155 152H153V150L152 151H150L151 150V148L150 147H148ZM151 146V145H150ZM151 146V147H152ZM204 146V147H203ZM209 146H210V148H209ZM240 146V145H239ZM23 147V146H22ZM21 147V152L20 153H23L22 151V148ZM25 147H26V145H25ZM29 147H31V146H29ZM59 147V148H58ZM68 147V146H67ZM71 147V148H70ZM72 147L73 148H75V149H72ZM208 148V150H209V152H208V150H207V152H206V150H205V148ZM46 148H48V149H46ZM65 148V147H64ZM76 148H77V150H76ZM80 148H82L81 150H80ZM206 148V149H207ZM230 149L232 152H235L236 151V149ZM46 149V150H45ZM36 150V151H35ZM58 150V151H57ZM74 150H76V151H78V150H80V151H78V153L77 152H75ZM215 150V149H214ZM28 151V149L26 150V152ZM85 151H87L88 152V149L87 150H84L83 152H85ZM142 151V150H141ZM185 151V152H184ZM204 151V152H203ZM221 151V150H220ZM17 152H18V150H17ZM42 152V151H41ZM39 153L37 156H39L40 154L42 155L43 153ZM46 152H44V153H46ZM74 152V153H73ZM87 152H86V154H87ZM158 152V151H157ZM217 152V151H216ZM215 152V153H216ZM19 153V154H20ZM30 153V152H29ZM32 153V154H33ZM54 153H53V155H54ZM60 153H59V155H60ZM89 153V152H88ZM92 153V152H91ZM93 153H94V151H93ZM138 153H140V152H138ZM214 153V154H215ZM219 153V152H218ZM28 153H26V155H27ZM31 154V155H32ZM112 154V155H111ZM142 154V153H141ZM161 154H163V153H161ZM160 154V155H161ZM225 154V153H224ZM17 155V154H16ZM15 155V156H16ZM30 155V154H29ZM58 155V156H59ZM143 155H145V154H143ZM165 155L162 157V159L165 157ZM21 156L23 157V155L21 154ZM214 156V155H213ZM18 156H16V158H17ZM28 157H30V156H28ZM27 156H26V161L28 160L27 158H28ZM50 157V156H49ZM60 157V156H59ZM74 157V158H73ZM80 157V158H81ZM99 157V156H98ZM115 157H117V156H115ZM123 157V156H122ZM143 157V156H142ZM221 157V156H220ZM254 157V156H253ZM18 158H20V157H18ZM24 158V157H23ZM32 159H33V156L31 157ZM30 158V159H31ZM81 158V159H82ZM102 158H104L103 156H102ZM108 158V157H107ZM136 158H137V156H136ZM161 158V157H160ZM213 158V157H212ZM252 158V157H251ZM47 159H48V157H47ZM79 159V158H78ZM109 159V158H108ZM117 159L120 161V159H119V157H117ZM16 160V159H15ZM14 160V161H15ZM24 160V161H25ZM122 160V159H121ZM4 161V160H3ZM17 162H18V159L16 160ZM19 161H21V160H19ZM25 161V162H26ZM34 161V160H33ZM32 161V162H33ZM36 163H32L31 162V164L30 165H32L33 164V167H32V169H30V170H38L39 171V173L41 172L40 170H42L43 171V169H44V171L43 172H41V173H44V172H46L45 171V169H46V165H45V163H44V159L42 160V162H43V166L45 167H43L42 165H41V163H40V159H39V157L38 158H36ZM49 161V160H48ZM90 161V160H89ZM92 161V160H91ZM142 161V160H141ZM13 162V161H12ZM46 162V161H45ZM111 162V161H110ZM26 163H28V162H26ZM26 163H24V164H26ZM30 163V162H29ZM4 164V163H3ZM14 164L16 165V163L14 162ZM18 164V163H17ZM58 164V163H57ZM61 164V163H60ZM11 165H13V163L11 164ZM20 165V164H19ZM27 165V164H26ZM29 165V164H28ZM7 166H8V164H7ZM6 166V167H7ZM14 166V165H13ZM16 166L17 167H19V168H16ZM16 166H14V168H16L17 170L18 169H20L21 168V170H22V168H23V164L21 163V165L20 166H18V165H16ZM41 166L43 167L42 169H41ZM48 166V165H47ZM6 167H5V169H6ZM9 167V166H8ZM54 167H56V166H54ZM11 168V167H10ZM69 168H71V167H69ZM248 168H250L249 166H248ZM4 169V172L7 174V172H6V170ZM9 169V168H8ZM15 169V170H16ZM24 169V168H23ZM27 169H28V166H27ZM55 169H57V167L55 168ZM54 169V170H55ZM21 170H19V172L21 171ZM53 170V169H52ZM244 170V169H243ZM249 170V169H248ZM8 172H9V170H7ZM25 173H26V169L25 170H23ZM32 171H30V172H32ZM34 171L32 172V175L34 174V175H36V171H35V173H34ZM38 171H37V173H38ZM2 172V171H1ZM0 172V173H1ZM13 172V171H12ZM22 172V171H21ZM20 172V173H21ZM245 172V171H244ZM16 173V172H15ZM15 173H13V174H15ZM22 174L21 173V175H22V177H23V175H27V174ZM54 173V172H53ZM57 173V172H56ZM243 173V172H242ZM2 174V176L4 175V173H1ZM0 174V175H1ZM12 174V175H13ZM45 174V173H44ZM64 174H66V173H64ZM69 174H70V172H69ZM68 174V175H69ZM2 176H0V178H2ZM6 176L7 175H5V177H3V179H5L4 181H3V179L1 180V182L2 183H6V180H7V178H8V181H10V179H9V175H8V177L6 178ZM13 176H15V175H13ZM17 177H16V179L18 178V175H16ZM28 177H29V175H27ZM43 175H41L40 177H42ZM48 177H49V175H47ZM47 176H46V179H47ZM64 176V175H63ZM74 176V175H73ZM76 176V175H75ZM30 177H31V173H30ZM34 177H36V176H33V178ZM80 177V176H79ZM78 177V178H79ZM51 178V177H50ZM55 178V177H54ZM15 179V178H14ZM15 179V180H16ZM26 179V178H25ZM32 179V178H31ZM30 179V180H31ZM41 179V178H40ZM56 183H52L53 185L51 186V187H53V188H51V187H49L48 185H50L49 183L48 184H45V185H47L49 188H50V190L48 189V187H45V185H44V183H43V186H42V188H47V190H44V189H42V190H40L39 192H42V191H45V192H48V190H49V194L51 193V191L52 190H54V188L57 186V179H59V177H58V175L56 176ZM66 179V178H65ZM234 179V178H233ZM21 181H22V179H20ZM27 180H28V178H27ZM39 180V179H38ZM69 180V179H68ZM8 181H7V183H8ZM51 182L50 181V179H48L47 181H45L46 183L47 182ZM54 181V180H53ZM52 181V182H53ZM10 182H12V181H10ZM18 182V181H17ZM17 182H16V184H17ZM31 182V181H30ZM35 182V181H34ZM40 182V181H39ZM68 182V181H67ZM96 182V181H95ZM12 183H14V182H12ZM24 183H25V181H24ZM36 183H37V181H36ZM66 183V182H65ZM10 185H11V183H9ZM19 184V183H18ZM26 185L28 184V182L27 183H25ZM38 185L40 184V183H37ZM68 184V183H67ZM56 185V186H55ZM65 185V184H64ZM76 185V184H75ZM3 185H1V187H2ZM6 186V185H5ZM5 186H3L4 188L3 189H5ZM13 186V185H12ZM23 187H25L24 185H22ZM30 186H33V184L32 185H29V187ZM34 186H35V184H34ZM34 186L32 187V189H35L34 188ZM95 186V185H94ZM102 186H104V184L102 185ZM1 187H0V189H1ZM9 187H11V186H9ZM28 187V186H27ZM28 187V188H29ZM36 187V186H35ZM74 187H76V186H74ZM78 187V186H77ZM27 188V189H28ZM61 188V187H60ZM60 188H59V191L61 192V190H60ZM81 188V187H80ZM98 188H99V186H98ZM97 188V189H98ZM103 189H105V187H102ZM20 189H22V188H20ZM24 189H26V188H24ZM41 189V188H40ZM62 190H63V187L61 188ZM67 189V188H66ZM72 189H74V188H72ZM94 189H96V188H94ZM96 189V190H97ZM132 189V188H131ZM2 190V189H1ZM0 190V191H1ZM6 190H7V188H6ZM30 190V189H29ZM28 190V191H29ZM65 190V189H64ZM63 190V192H65ZM68 190H70V189H67V192H68ZM76 190V189H75ZM99 190V189H98ZM109 190L110 189H108V192H109ZM115 190V189H114ZM18 191V190H17ZM22 191V190H21ZM24 191V190H23ZM101 191H102V189H101ZM104 191V190H103ZM102 191V192H103ZM118 190H116V192H117ZM130 192H131V190H129ZM2 192V191H1ZM0 192V193H1ZM4 192H5V190H4ZM26 192H27V190H26ZM26 192H24V193H26ZM58 192V191H57ZM63 192L61 193V194H63ZM101 192V193H102ZM107 192V193H108ZM22 193V192H21ZM20 193V194H21ZM30 193H32V192H30ZM34 193V192H33ZM66 193V192H65ZM64 193V194H65ZM69 193V192H68ZM67 193V194H68ZM75 193V192H74ZM98 193H100V192H98ZM100 193V194H101ZM106 193V192H105ZM105 193L103 192V195H104V197L106 196L105 195ZM29 194V193H28ZM42 194V193H41ZM44 194V193H43ZM70 194V193H69ZM4 195V194H3ZM11 195V194H10ZM13 195V194H12ZM14 195H16V194H14ZM37 195V194H36ZM107 195H109V194H107ZM134 195V194H133ZM20 196V195H19ZM32 196H34L33 194H32ZM39 196V195H38ZM43 196H45V195H43ZM46 196H47V194H46ZM45 196V197H46ZM49 196V195H48ZM47 196V197H48ZM57 195H54V198L56 197ZM58 196H60L61 197V195L59 194ZM57 196V197H58ZM63 196V195H62ZM65 196V195H64ZM72 196V195H71ZM74 196V195H73ZM100 196V195H99ZM118 196V195H117ZM10 197V196H9ZM25 197V196H24ZM35 197V196H34ZM45 197H43V198H45ZM46 197V202H48V198ZM50 197V196H49ZM0 198H1V196H0ZM37 198V197H36ZM41 198H42V196H41ZM64 198V197H63ZM71 198H73V197H71ZM8 199V198H7ZM42 200H44V199H42ZM67 200V199H66ZM6 201V200H5ZM32 201H33V199H32ZM72 201V200H71ZM29 202V201H28ZM36 202V201H35ZM42 202V201H41ZM44 202V201H43ZM46 202H44L45 204H46ZM55 202V201H54ZM33 203V202H32ZM39 203H40V199H39ZM65 203V205H66V202H64ZM69 203V202H68ZM31 204V203H30ZM29 204V205H30ZM41 204V203H40ZM48 204H50V203H48ZM70 204V203H69ZM34 207V209L36 208V206H35V204H32ZM51 205H52V203H51ZM11 206V205H10ZM14 206V205H13ZM44 206V205H43ZM67 206V205H66ZM73 206V205H72ZM30 208V207H29ZM41 208V207H40ZM64 208H67V207H64ZM32 209V208H31ZM60 209V208H59ZM72 209V208H71ZM72 210H74V209H72ZM15 211V210H14ZM33 211V210H32ZM52 211V210H51ZM58 211V210H57ZM57 211H55V213L57 212ZM68 211V210H67ZM52 213V212H51ZM50 213V214H51ZM65 213V212H64ZM59 214V213H58ZM46 215V214H45ZM53 215V214H52ZM47 218V217H46ZM191 220V219H190ZM0 222H1V220H0ZM27 223V222H26ZM59 229V228H58ZM56 233V232H55ZM7 240V239H6ZM2 241V240H1ZM4 241H5V239H4ZM6 243V242H5ZM27 244V243H26ZM26 244L24 245V246H22V249H24V248H28V246L30 245L29 243H28V245L26 246ZM160 245H162V244H160ZM26 246V247H25ZM163 246V245H162ZM165 246V245H164ZM167 247H168V245H167ZM21 248V247H20ZM19 250L21 251V249H18L17 248V250L14 252V253H17V252H19ZM133 254H134V252H133ZM133 254H132V256H133ZM137 254V253H136ZM135 254V255H136ZM12 255H14V254H12ZM134 255V256H135ZM147 255V254H146ZM128 257V256H127ZM129 257H131V255H129Z\"/></svg>","mask_w":264,"mask_h":264}]
</instances>
